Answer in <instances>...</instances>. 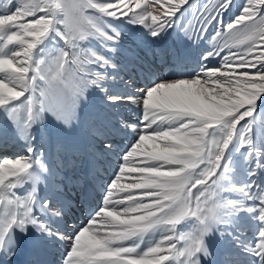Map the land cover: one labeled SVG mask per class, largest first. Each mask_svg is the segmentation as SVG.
Segmentation results:
<instances>
[{
  "label": "snow or ice",
  "instance_id": "6c2138e0",
  "mask_svg": "<svg viewBox=\"0 0 264 264\" xmlns=\"http://www.w3.org/2000/svg\"><path fill=\"white\" fill-rule=\"evenodd\" d=\"M189 12L198 37L217 26L211 50L180 73L186 78L154 80L135 94L103 87L116 79L108 52L123 25L146 33L133 43L161 38ZM97 87L105 106L142 105L141 118L119 122L130 139L101 186L103 202L66 235L50 223L64 204L50 211L53 201L37 194L51 169L33 132L48 118L71 126ZM0 115L26 153L0 158V264L30 236L66 240L62 264H203L206 237L221 225L237 229L233 243L251 264H264V187L255 180L264 169V0L196 8L191 0H9L0 7ZM111 150L105 136L101 151ZM245 228L254 246L241 239Z\"/></svg>",
  "mask_w": 264,
  "mask_h": 264
},
{
  "label": "bare ground",
  "instance_id": "6f19581e",
  "mask_svg": "<svg viewBox=\"0 0 264 264\" xmlns=\"http://www.w3.org/2000/svg\"><path fill=\"white\" fill-rule=\"evenodd\" d=\"M144 45L143 49L140 50L139 48L137 50L131 47L130 50L133 54H128L123 50L120 51L121 48L114 49V54L116 56L123 57L125 62L121 63L119 62L120 60L116 61L115 71L111 69L109 73V77L115 76L116 79L115 81L109 80L106 82L103 86L104 88H107L110 91L135 94L139 90L138 88H144V85H140L137 87V90L133 89L132 85L138 83L139 81L148 82L156 77L161 78L169 74L181 75V72L189 71L195 61L199 59L198 55H193V53L190 55V50L187 51L180 48L177 42H172L166 39H162L161 42L156 44L146 42ZM178 51L181 53V59L177 58ZM100 92L102 93L101 90ZM81 105L84 107L87 106L83 102ZM124 105L126 107H123L125 112L123 111L122 113V120L126 122L128 121L127 123L129 124L138 121V113L139 109H141L140 106L128 103H124ZM137 125L139 126V124ZM73 126L76 127L75 123L71 126L65 127L72 132V130H74ZM102 129V132L92 130V139L100 143L105 136L111 137V139L119 142H128L130 139L127 130H124L122 133V131H119L118 126L114 124L105 128L102 127ZM83 138L79 137V139L76 138L75 140L77 143L84 145ZM17 140L16 142H11V145L10 142H6V148H10V146L11 149L21 148L20 140H22V137L19 136ZM0 143H3L1 139ZM1 147L2 146L0 144V148ZM81 149L82 148L76 145H73L71 149L67 147L63 141L58 142L57 144L53 143L50 146L44 145V151L51 173H47V176L44 175L42 177L43 182L38 186V197L50 198L53 201L55 197L58 196V199L63 204L73 201L74 195H71L70 192L60 196L56 193V191H59V184L68 183L71 180H79L80 177H82L81 174H84V170L90 167L88 160L85 159L84 156H81ZM83 153H85V151ZM255 180L258 184L264 187V172L260 170L256 175ZM19 194H26V190L21 191ZM80 196L82 197L84 194L79 192L76 195L77 199ZM96 205L97 204H95V206ZM51 209L55 210V206L52 205ZM245 216L246 214L242 215L241 222H243ZM44 219L47 220V217H44ZM50 222L56 224V227L53 229L54 231L59 229L60 232L66 235L72 231V228L67 231L65 230V218L63 215L59 219L53 218ZM228 230L227 242L221 240V238L215 233L216 231L210 233L206 237V243L209 247L211 255L204 258L206 261H204L203 264H224L226 259L231 261V264H251L253 257L243 252L242 249L236 247L233 243L234 233L237 229L234 226H228ZM210 237H213L214 242H212ZM241 239L245 242L252 240L254 246V234L250 229L245 228L242 231ZM68 246L69 245L66 240L58 239L55 236L43 237L38 240L33 239L30 236L29 238H25L20 241L16 255L11 259L10 264H36L37 260L40 259V257L37 256V252L43 259L46 260L47 264H62V256L65 254V249L68 248ZM40 247H42L45 252L41 251Z\"/></svg>",
  "mask_w": 264,
  "mask_h": 264
},
{
  "label": "rangeland",
  "instance_id": "374dc122",
  "mask_svg": "<svg viewBox=\"0 0 264 264\" xmlns=\"http://www.w3.org/2000/svg\"><path fill=\"white\" fill-rule=\"evenodd\" d=\"M8 2H9V0H0V7H2L3 4L8 3ZM205 2H208V0H191V5H192V8H196L198 6H202V4ZM237 3H239V0H237ZM235 12H236V4H234L232 9H230L228 11V13L226 15H224L223 19L227 22L233 16V14ZM182 21H184V22H182ZM182 21L178 20L177 25L171 31L166 33L161 38L147 37V38L142 39V40L137 39L135 41V43L132 42V40L130 39L131 37H133L136 33H138L140 35H146V33L143 30H141L139 28V26H137L136 33H134L130 26L123 25L122 26L124 29L123 40H122L120 46L116 47V48H121L120 51L123 50V51L127 52L128 54H133L132 51L130 50L131 47H133L134 49H137V50L139 48V50H140V49H143V47L145 46L144 44H146V42H151L153 44H156L158 42H161L162 39H166V40H169L172 42H177L179 44L180 48L185 49L187 51L190 50V55H191V53H193V55H196V56L198 55V57H200V55L205 50H211L212 44H213L212 37L215 35L214 29L216 28L217 24L214 22L213 25L209 28L207 34L201 32V33H199V37H198L197 33L193 30L194 27L196 29L199 28V25H197L195 23V16L193 15V13L189 12L188 15H186L185 17L182 18ZM186 32H187V35L185 34ZM189 37H191V39H189ZM144 41H146V42H144ZM116 48H114V49H116ZM114 49H112L111 51L108 52V56L110 57L111 62L114 63L115 65H116V61H118V60H120L119 62H121V63L125 62L123 57H119V56H116L114 54ZM110 70H111V68L108 69V75L110 73ZM180 78H186V77H184L182 75H171V74H169V75H165L161 78L156 77L153 80H150L148 82L139 81L138 83H136L132 86H133V89L137 90V87H139L140 85H144V87H145V85L150 86L151 82L154 80L157 82H160L163 80H173V79H180ZM128 85H130V84H128ZM138 89H140V88H138ZM100 90L101 89L99 87L89 90V93H88L86 99L83 101V103H85L88 107L87 106L84 107L83 105H80L79 110H78V114H77V118H79V121L76 119L73 122V123H75L76 127L73 126L74 130H72V132L68 128H66L64 125L57 123L56 121H54L51 118H48L47 120L42 121L40 123V125L36 127V129L33 132V135L37 138L35 140L34 147L37 149L38 154H39L40 149L42 147L43 152H44V157L46 158V154L44 151V143L49 144V142H52L54 140L56 141L59 139V136H60V139L64 137V140L66 141L67 145L70 146L71 140L73 138L79 139V137L80 138L85 137V138H83L84 139L83 143H84L85 140L87 139V137H90V139L93 138L91 132L97 131V130L102 132L103 131L102 127L105 128V126L100 125V128H99V126H98L99 124H96V123L93 124L95 127L98 128L97 129L91 125L93 123L91 117H93V116L96 117L94 114H96L98 116V120L100 121V124L107 123L108 122L107 117L115 119L111 122V125H109V126H112V124H114V125L118 126V128H119V122L122 121V118H123L122 113H123L124 108L126 106L124 104H120L115 108L105 106L102 103L103 94L100 92ZM82 107H84V109L86 111ZM120 108H121V110H120ZM140 108L141 109H139V113H138L139 119H138V121H136L135 123H132V124H139V120L141 118L142 105L140 106ZM104 113L107 115V117ZM91 114H93V115L91 116ZM79 122L82 124V127L80 126ZM109 122H110V120H109ZM88 124H89V127L87 128ZM77 125H78V127H77ZM79 127H81V129L83 128V130H81ZM58 129H60L61 132H59ZM78 130L80 131L79 135H77L79 133ZM119 131H122V133L124 132V130H122L120 128H119ZM87 132H88V135H85ZM43 137L46 140V142L42 141L44 143H42L38 140V138L41 140ZM18 138H19V136L15 133L13 126L4 118L3 115H0V139L3 141V143H0L2 146L0 148V158H15L17 155H25L26 154L24 151V149H25V139L24 138H22V140H20V143H21L20 147L21 148L11 149V146H10V148H6L7 147L6 142L7 143L10 142V145H11V142H16V140ZM58 142H62V140L58 141ZM58 142H56V144ZM51 144H53V143H51ZM50 145H47V146H50ZM84 145H86V142L84 143ZM72 146L69 148L72 149ZM124 146H125V144H124ZM118 152H119V150L117 152H116V150H114L109 154L112 156V161L114 163L113 168L116 167L115 161H117V153ZM97 159L98 158L96 156L95 160H97ZM46 160H45V162H46V164H48V162ZM90 162H91V160H90ZM95 163H96L95 166H97L96 161H95ZM47 166H49V164ZM45 174H47V173H45ZM96 196H98V201L96 200L97 201L96 204H98V203L102 204L103 193L101 195H96ZM233 198H235V197H233ZM93 201H94V199H93ZM94 205L95 204L91 203V206H92L91 208H93ZM86 220H87V218H86ZM79 226H82V224H80ZM79 226H76V228L78 229ZM182 230L188 231V230H190V228H185ZM228 231L229 230H228L227 225L219 226V229H218L219 235L218 236L221 238V240L227 242V240H228V235H227L228 233L227 232ZM210 238L212 239V242H214L213 237H210ZM204 261H206V260H204Z\"/></svg>",
  "mask_w": 264,
  "mask_h": 264
}]
</instances>
